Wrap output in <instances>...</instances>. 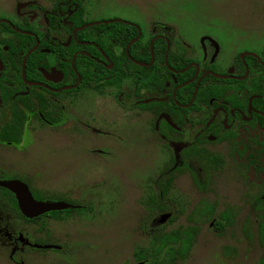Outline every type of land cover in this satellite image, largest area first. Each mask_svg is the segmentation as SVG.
Returning <instances> with one entry per match:
<instances>
[{
    "label": "flooded vegetation",
    "instance_id": "flooded-vegetation-1",
    "mask_svg": "<svg viewBox=\"0 0 264 264\" xmlns=\"http://www.w3.org/2000/svg\"><path fill=\"white\" fill-rule=\"evenodd\" d=\"M94 3L19 0L15 22L0 19V146L26 151L29 138L47 132L71 138L110 139L116 130L145 135L149 150L158 145L169 159L156 178H149L155 194L143 203L148 220L142 232L148 231L151 250L138 248L134 264H147L139 253L156 259L158 232L196 231L187 255L173 260L182 261L191 253L200 226L210 224L222 237L239 220L249 241L255 237L254 221L262 248L258 264L264 256L258 238L264 215V48L227 53L202 33L192 43L174 17L157 9L143 27L126 17L90 20ZM167 7L197 19L188 0ZM240 38L250 43L249 36ZM183 175L191 177L197 191L214 192L217 202L201 201L187 218L191 225L168 230L178 217L172 194ZM223 178L243 186L240 204L221 202ZM111 180L107 176L94 185ZM28 188L37 201L72 207L31 218L21 212L14 193L6 189L21 214L8 193L0 194V235L12 264H109V247H88L78 237L72 239L76 230L70 227L90 228L98 220L109 224L117 212L124 243L131 239L124 204L110 215L103 191L74 202L53 200ZM224 213L231 216L225 226L220 220ZM154 219L156 225H147ZM52 251L60 258L47 263L45 257Z\"/></svg>",
    "mask_w": 264,
    "mask_h": 264
},
{
    "label": "rangeland",
    "instance_id": "rangeland-1",
    "mask_svg": "<svg viewBox=\"0 0 264 264\" xmlns=\"http://www.w3.org/2000/svg\"><path fill=\"white\" fill-rule=\"evenodd\" d=\"M94 1L89 10L90 20L126 17L139 20L138 23L143 27L157 9L156 11H165L174 17L177 24L183 26L192 43L202 33L213 38L227 53L235 48H264V0H188L197 18L195 22L181 11L167 7L172 1L186 0H150L148 3L144 2L146 0ZM165 1L168 3H161ZM18 7L19 0H0V19L9 18L15 22V11ZM245 25L248 26L246 29L241 28ZM244 35L249 36L250 43L240 38ZM51 133L55 132L29 138L26 151L0 146V180L20 181L47 194L53 200L70 199L83 202L91 193L103 191L109 199L110 215L114 213L112 211H118V204L122 202L125 206L124 215L128 218L126 224H129L131 233V239H127L126 243L122 238L123 229L120 227L118 212L110 216L109 224L98 220L90 228H77L75 225V228L73 226L70 229L76 230L72 239L78 237L88 247H109V264H134L133 254L138 248L151 250L148 236L145 235L148 231L142 232V228L146 226L145 221L148 220V211L143 203L146 204L150 195L155 194L151 183L153 180L149 178H156L161 173L169 159V153L164 154L158 145L151 152L147 137L142 134L137 136L133 131H113L110 139L91 135L71 138L64 136V132ZM144 149L147 151H143ZM153 161V169H144ZM196 168L193 166L194 170ZM145 170L147 173L144 175ZM107 176L114 180L107 181L108 184L94 185ZM220 182L221 202L240 204L243 186L236 181L231 182L229 178H223ZM214 183L216 188V182ZM193 186L188 175H183L176 181L172 196L176 200L178 217L168 230L191 225L187 218L201 201L209 199L210 202H217L214 192L206 194L207 192L197 191ZM0 194L8 197L1 189ZM0 200L3 202L1 197ZM247 212L250 213L248 210ZM157 223L154 219L147 225L153 227ZM200 227L188 258L176 260L173 264H257L262 255L254 221L252 231L255 237L250 241L242 233L240 220L222 237L216 234L210 224ZM230 247L233 248L231 253L227 252ZM60 255L52 251L45 257V261L52 263ZM0 264H12L8 258L6 240L1 235Z\"/></svg>",
    "mask_w": 264,
    "mask_h": 264
},
{
    "label": "trees",
    "instance_id": "trees-1",
    "mask_svg": "<svg viewBox=\"0 0 264 264\" xmlns=\"http://www.w3.org/2000/svg\"><path fill=\"white\" fill-rule=\"evenodd\" d=\"M103 28V27H99ZM3 192L8 193L13 201L14 208L19 212L17 207L16 200L14 196L10 194V192L6 189H2ZM34 193V191H33ZM35 197L39 194L34 193ZM208 212V218L212 217L213 209H210ZM20 213V212H19ZM21 214V213H20ZM222 224L228 223L231 220V216L229 214L224 213L220 218ZM196 231L188 230H178L175 232L167 233L161 232L157 233V248L155 254L156 259L152 261L150 257H143L144 254L139 253L140 260L147 262V264H173L176 257H184L190 251L192 246V238ZM258 238L261 246L264 248V215L259 218V230H258ZM177 245V246H176ZM158 259H162L164 261L159 262ZM258 264H264V256L259 261Z\"/></svg>",
    "mask_w": 264,
    "mask_h": 264
},
{
    "label": "water",
    "instance_id": "water-1",
    "mask_svg": "<svg viewBox=\"0 0 264 264\" xmlns=\"http://www.w3.org/2000/svg\"><path fill=\"white\" fill-rule=\"evenodd\" d=\"M0 186L14 193L21 212L27 217H37L45 212L72 207L64 202L35 200L28 186L20 181H0Z\"/></svg>",
    "mask_w": 264,
    "mask_h": 264
}]
</instances>
